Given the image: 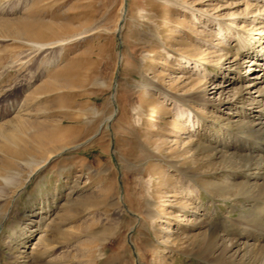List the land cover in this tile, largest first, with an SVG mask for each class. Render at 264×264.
<instances>
[{"label": "rangeland", "instance_id": "rangeland-1", "mask_svg": "<svg viewBox=\"0 0 264 264\" xmlns=\"http://www.w3.org/2000/svg\"><path fill=\"white\" fill-rule=\"evenodd\" d=\"M190 7L228 23L238 16L264 48L256 18L264 5L254 0H0V214H9L0 264L23 250L33 264H206L205 253L180 250L177 233L208 212L238 216L244 195L204 183L223 180L216 159L198 169L199 184L179 168L207 160L194 151L197 138L227 139L230 124L264 112V59L250 50L224 56L220 74L238 63L241 72L220 78V88L208 82L206 97L229 104L192 102L205 115L198 134L175 136L176 109L160 91L188 94L200 83L177 60L208 56L209 72L220 65L214 25ZM47 132L56 137H36ZM15 150L31 153H7ZM40 203L47 218L31 226L29 246L13 248L10 227Z\"/></svg>", "mask_w": 264, "mask_h": 264}, {"label": "bare ground", "instance_id": "bare-ground-1", "mask_svg": "<svg viewBox=\"0 0 264 264\" xmlns=\"http://www.w3.org/2000/svg\"><path fill=\"white\" fill-rule=\"evenodd\" d=\"M254 1L256 4L262 2L264 5V0ZM190 8L196 12L198 11L199 15H202L207 22H211L214 25L213 28L220 38L221 45L217 43L216 46H219L218 49L212 51H220V57L218 61H216L220 62L218 63V65H220L217 69L209 72L210 66L213 67L212 65L215 64V61L207 59V55V58L204 59H199L196 56H189L177 60V66L181 65L188 68V78L195 75L199 78V81L197 82H200L198 86L192 89L191 93L188 92V94H171L167 90L160 91L162 92L161 94H163V97L171 98L173 107L176 109L175 124L177 125L175 127L176 133H174V135L180 137L186 134L187 136L198 134L199 126L205 118L203 113L191 106L192 102L211 104L217 110L220 109L222 107L221 105L224 103L229 104L227 99L214 101L209 98L207 99L206 97L208 82L215 84L214 87L220 88V78L224 79L225 75L228 73H236V75H239L241 72L242 68L240 63H238L236 67H230L229 70H226L227 73L224 72L220 74L219 72L223 67L221 59L224 56L225 59H228L229 54L234 50L235 56L238 57V54L241 55L245 52L247 54L250 50V52L253 51V54L259 52L263 55L262 58L264 59V48L262 47V51L261 49L255 48V46L253 47V42L259 40V38L251 35L247 29H244L243 25L238 24V16H235L234 20L231 23H228L223 19H215V17L211 18L212 16H209L208 13L197 10L194 7ZM258 17L262 18V21L259 22L264 23V14L257 13L256 18ZM256 18L252 19L253 22ZM42 31L44 30H41V32ZM204 43L211 48V43L206 40H204ZM199 46L200 45H198V47ZM212 55L215 56L214 53ZM181 60L184 62V65H182ZM153 61L154 64L152 66L159 65L163 62L161 57H157ZM261 63L259 62L256 64L260 65ZM192 81L190 82L193 83ZM243 92V89L240 90L239 95L242 96ZM262 92H264V90H262ZM241 96H238L237 99L231 103L235 104L240 101ZM204 98L207 100L205 101ZM255 100L256 99H254V101ZM257 101L259 102L260 99ZM243 113L246 115L245 112ZM254 117L255 118L251 120L241 117V119L235 121V124H230L231 131L229 128L227 129L230 132L227 139H225L224 133L222 136H219V138L208 140L207 144L197 138L193 145L195 148L194 151L197 154H202V152H204L203 156H205L204 158L207 160H204L202 164H198V166L196 165L197 169L195 168V170H189L183 167L179 168L180 173L185 176V178L187 177L190 182L197 184L198 179L196 178V172H199L198 169H201L203 165L205 167V165L209 164V162L212 161H209V159H216L221 165L219 164V168L217 170L215 169L214 176H216V178L223 176V180L214 184L203 179L204 183L207 186L210 185V187L213 185L214 187H217L219 191L225 192L226 194L230 193L231 188L240 187L244 195V201L241 204L242 209L238 216L228 217L223 215L218 218L217 216H214L213 213L209 214L208 212V214L201 218L200 221H196V223H193L190 226L182 227V230L177 233V240L179 245H181L180 250L189 255L195 251L205 253L206 264H215L217 262H219L218 264H264V112L262 110L257 111L254 114ZM45 135H47L48 138L56 137L55 134L50 132L38 134L36 137L38 139H44ZM59 136L60 134H58V137ZM6 137L13 142L17 136L14 132L7 131ZM7 147H9L8 144ZM15 151L17 152L7 153L12 156H17L20 159L31 153L18 152V150ZM261 152L263 155H261ZM206 161L208 162L206 163ZM197 174L201 173L199 172ZM241 176L244 177V181L237 179ZM10 179H12V177L4 176V179L2 180L6 183L8 180L10 181ZM200 180L202 179L200 178ZM22 187L23 184L19 185L16 193L21 190ZM2 188L3 186L1 187L0 185V191L4 190ZM194 190L196 189L194 188ZM196 192L197 191H195V193ZM219 194H221V192ZM166 204L169 203L167 202ZM37 209L38 210L32 212L29 217H27V222L22 221L17 225L15 224V221L13 222V225L10 227V238L16 242L15 247L13 248L17 249L20 245L24 247L29 246L28 242L34 235V233H31V226H36L34 229L36 230L47 218L48 211H45L44 204L40 203L37 206ZM35 214H39V216H34ZM8 215L9 214L7 213L6 215L0 214V222ZM179 224L182 226L183 223ZM17 226H19L20 231ZM169 230L171 229L168 228L166 232ZM1 249L2 247L0 246V258H2ZM25 251L26 250L22 251L23 254L21 256L12 257L10 261L6 263L33 264L32 255L24 253Z\"/></svg>", "mask_w": 264, "mask_h": 264}]
</instances>
